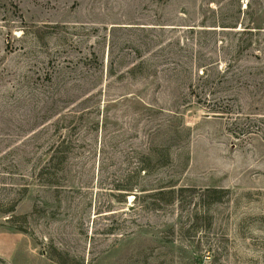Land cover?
Returning a JSON list of instances; mask_svg holds the SVG:
<instances>
[{"label":"rangeland","instance_id":"obj_1","mask_svg":"<svg viewBox=\"0 0 264 264\" xmlns=\"http://www.w3.org/2000/svg\"><path fill=\"white\" fill-rule=\"evenodd\" d=\"M0 264H264V0H0Z\"/></svg>","mask_w":264,"mask_h":264}]
</instances>
